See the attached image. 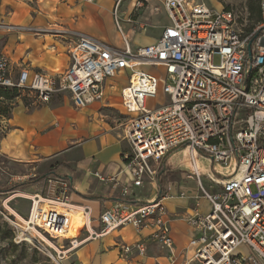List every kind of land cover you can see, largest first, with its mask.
<instances>
[{"label":"built area","instance_id":"1","mask_svg":"<svg viewBox=\"0 0 264 264\" xmlns=\"http://www.w3.org/2000/svg\"><path fill=\"white\" fill-rule=\"evenodd\" d=\"M163 7L169 24L156 43L132 48L115 10L122 45L82 34L69 50L70 65L60 73L31 74L24 68L16 75L9 56L0 51V88L33 94L41 104L56 93L69 92L74 105L84 108L104 99L109 77L129 70L122 104L130 114L124 137L131 149L123 161L132 185H126L123 194L146 179L155 180L154 165L168 154L183 153L187 177L196 180L200 195L211 205L202 213L197 204L186 220L193 260L264 264V0L263 22L251 31L232 10L211 8L201 0H163ZM146 65L163 69L162 86L156 75L143 69ZM160 87L165 101L149 108L148 100L158 95ZM8 129V123L0 120L1 138ZM203 160L209 162L205 172ZM3 173L0 151V176ZM49 182L51 196H32L29 215L20 226L64 238L71 224L66 209L70 184L53 177ZM171 191L168 185L166 193L137 207L117 203L101 215L103 227L95 238L131 225L138 232L151 229L152 241L172 250L175 242L165 204L173 197ZM57 203L65 212L55 207ZM77 244L71 239L72 247ZM145 251L140 242L120 246L125 259Z\"/></svg>","mask_w":264,"mask_h":264},{"label":"crops","instance_id":"2","mask_svg":"<svg viewBox=\"0 0 264 264\" xmlns=\"http://www.w3.org/2000/svg\"><path fill=\"white\" fill-rule=\"evenodd\" d=\"M154 1L161 3L167 17L163 0ZM136 6H140L136 0H0V20H4L0 24L8 22L30 28L0 27V51L9 56L16 75L24 68L31 74L37 71L60 73L70 65L69 50L82 34L121 46L114 30V11L118 10L120 24L126 25L131 22ZM131 33H125L130 43L132 37L135 38ZM158 39L154 41L153 37L146 45ZM146 45L131 43L134 49ZM118 75L124 82L115 83L113 78ZM129 78V70L109 77L105 82L104 99L84 108L74 105L69 92L56 93L48 103L41 104L33 94L0 88V120L9 127L6 135L0 137L4 163L0 185L8 173L5 164L24 167V171L9 174L8 184L25 183L16 192L24 190L31 195L30 199L35 194L51 196L49 178L68 177L71 192L66 209L70 214L72 207L78 208L86 221L80 236H73L78 244L62 251V264H201L193 260L194 250L189 243L192 232L186 220L197 204L202 213L209 212L211 205L200 195L196 180L187 177L189 168L185 161L175 165L177 168H172L171 164V168L164 166V176L167 175L164 186L160 185L157 175L155 180L146 179L141 186L133 185L127 195L123 194L124 187L132 185V177L123 161L124 153L131 149L124 137L130 114L122 104V90L129 84ZM204 161L202 170L205 172L208 165H204ZM49 170H55L57 175L28 183ZM168 185L172 186L173 196L165 202L175 242L172 250L152 241L151 229L138 232L131 225L95 238V233L103 227L101 215L106 210L122 202L131 207L147 203L166 193ZM139 242L146 246L144 254L135 252L127 259L121 257L120 246Z\"/></svg>","mask_w":264,"mask_h":264},{"label":"rangeland","instance_id":"3","mask_svg":"<svg viewBox=\"0 0 264 264\" xmlns=\"http://www.w3.org/2000/svg\"><path fill=\"white\" fill-rule=\"evenodd\" d=\"M140 6H136V9L130 16L131 22H126V25L121 24L123 31L127 34H135V38L132 37L131 43L133 45H146L148 41L153 39L156 41L163 29V26L169 22L168 18L164 15L161 9V3L155 2L154 0H136ZM211 8L215 9H229L232 10L239 22L248 26L249 20V9L248 0H201ZM262 2V0H261ZM130 8V7H129ZM2 14L0 13V17ZM129 16H127L128 18ZM153 18V20H152ZM155 21V22H154ZM4 23V20H0V23ZM159 22V23H157ZM140 23L144 26L141 27ZM6 25H12L11 23L5 22ZM115 35L117 36V43L122 45L121 37L114 27ZM215 62H219V56L215 57ZM143 69L150 71L159 78L160 86L163 84L164 72L160 67H154L146 65ZM115 83L120 84L124 82V78L118 75L113 78ZM165 101V95L162 92V87L159 89L158 95L148 100L149 108H156ZM125 114V113H122ZM183 153L171 152L161 162L154 165L155 168L160 171L164 166L171 164L172 168H177L175 165L183 163ZM204 165L209 166L208 161L203 162ZM170 166V168H171ZM181 166V165H180ZM7 174L4 175L3 181L0 185V190L8 189L15 185L12 183L8 184L11 179L9 174L14 171H24L22 166H11L5 164ZM178 172V171H177ZM7 182V185L4 183ZM151 184V183H149ZM30 194L21 190L19 192H3L0 191V264H62L60 255L63 250H66L71 245V240L67 238H53L46 233L40 232L39 230H25L19 225L16 214L26 219L31 209ZM46 197V196H44ZM58 210L64 211L60 203L55 204ZM70 208V206H68ZM80 210H71L70 212V229L66 237H73L74 234L80 236L81 228L86 221V218L79 214ZM72 215L74 220H72ZM13 222L17 223L18 228L15 227ZM23 226V224H21ZM41 233V234H40ZM16 244L18 248L12 246V243ZM33 250H37V254H33ZM36 260V261H35Z\"/></svg>","mask_w":264,"mask_h":264},{"label":"trees","instance_id":"4","mask_svg":"<svg viewBox=\"0 0 264 264\" xmlns=\"http://www.w3.org/2000/svg\"><path fill=\"white\" fill-rule=\"evenodd\" d=\"M248 9H249L250 23L248 24V26H245L244 29L246 31H251V30H253V28L256 25L263 22L261 0H248ZM227 10H229V9H227ZM164 170H165V168L162 167L160 169V171L158 172L159 183L161 186H164L167 183V175L164 176V173H165ZM55 175H57L55 170H49L45 173H42V174L37 175L36 177L30 179L28 183L39 182V181H42V180L49 178L50 176H55ZM65 178L67 179L68 177H65ZM24 185H25V183L14 185L8 189H4L1 191H3V192H16L17 190H19ZM70 188H71V184H70ZM11 243H12L13 247L18 248V246L16 244H14V242H11ZM37 253H38L37 250H33V254L36 255Z\"/></svg>","mask_w":264,"mask_h":264},{"label":"bare ground","instance_id":"5","mask_svg":"<svg viewBox=\"0 0 264 264\" xmlns=\"http://www.w3.org/2000/svg\"><path fill=\"white\" fill-rule=\"evenodd\" d=\"M77 210H78V208H76ZM75 209V207H72V210H76ZM69 213V212H68ZM16 216L18 217L17 218V220H19V225H21V224H24L25 223V219L24 218H22L20 215H18V214H16ZM74 217H76V216H74V215H72V220H74ZM70 229V228H69ZM36 230V229H35ZM69 233V231H67V233L64 235V238H66V236H67V234ZM41 234V233H40ZM76 237V236H75ZM75 237H73V238H70V239H74ZM61 258V257H60Z\"/></svg>","mask_w":264,"mask_h":264}]
</instances>
